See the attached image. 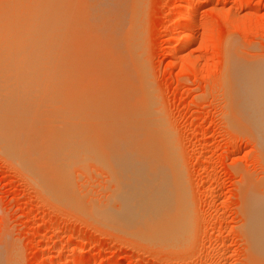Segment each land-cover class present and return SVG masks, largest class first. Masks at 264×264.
<instances>
[{
  "label": "rangeland",
  "instance_id": "1",
  "mask_svg": "<svg viewBox=\"0 0 264 264\" xmlns=\"http://www.w3.org/2000/svg\"><path fill=\"white\" fill-rule=\"evenodd\" d=\"M1 1H4L3 6L6 5V0H0V4ZM94 1L96 0H93L91 4H97ZM105 1L109 2V0ZM196 1L198 0H114V3L113 1L108 3L111 4L110 6L114 4L112 7L108 6L113 9L114 13L117 11V15L122 19H128L131 29L127 28L130 31L133 29L130 34L127 32V35H130L128 41L131 45L127 49L130 53L133 52L129 55L132 56L131 63L135 65L130 63V66L134 67L135 71L140 67L139 70L137 69L140 72L136 71V74L137 76L143 75V78L140 75L139 77L146 90L145 95L149 96L147 97V100L149 99L147 107L150 109L148 114L154 118L156 128L159 126V129H162L165 134H163V138L166 142H162L166 145L164 149L169 153L167 157L158 158L157 162L163 166L173 187L177 188L175 196L181 214L180 222H182L183 233L180 235L182 237L179 236L180 239L177 238L178 240L171 244H161L144 238L143 234L124 228L122 224L110 221L112 218L109 215L113 212V206L118 205L113 192L115 188L112 180L114 168L112 169L107 161L88 152L85 144L83 145L86 146L84 148L87 152L83 147H79L81 149L79 151L77 144L74 149L77 137V141H79L85 135L86 137L93 135L92 131L96 129V125L91 128L90 122L101 123L103 121L100 120L103 112H100L99 105L107 101V98L97 84L94 87L93 81H87L83 84L85 87L80 88L86 78L83 75L88 76L89 68L88 71H85L88 67L87 61L84 56L82 58L80 55V49H77L79 48L77 38L83 32L78 33V36L74 33L77 27L79 29L77 32L83 28L69 19L71 22L68 24L69 26L66 25L64 30L61 29V31L63 30L62 34L65 35L64 38L63 35L61 38L65 40L66 49L63 50L64 46L60 44L61 51L58 54H63V61L64 58L69 60L68 69L71 68V71H74L73 76H69V79L65 77L66 65L63 61L60 63L61 58L57 65L46 64L45 66L51 71L58 72V76H55L56 80L50 79L52 83L50 88H47L49 85H45L50 83L49 79L45 81L42 75H38L37 78L33 77L32 83L27 79L29 76L26 77V80L21 78V81L18 78L16 89H9L12 93L16 91V94L8 98L11 92L9 91L10 93L7 95L9 84L6 82L9 83L12 79L9 78V81L6 79L5 84L4 79L3 82L0 81L3 84L0 85V91L6 89V94L2 95L3 91L0 92V96L4 98V95H7L4 101L0 100V118H3L0 119V126H2L1 123L3 125L10 124L5 122L8 118L12 125V122L15 124L16 121L24 120L27 116L30 117L29 115L35 114V117L40 115L41 104L36 112L25 114L26 109H36L37 106L34 108L33 106L37 105V101L40 99L39 103L47 100L45 108L43 106L44 110L46 107L54 109L50 111L52 115H49V117H53V123L51 120L43 121L46 124L45 126L39 125L40 130L42 128L45 132V129L48 128L46 132L51 130L49 134L54 133L53 135L57 136L55 132H60L59 129L65 126L68 134L74 132L77 135L73 136L74 140L70 135V139L63 146L66 151H69L67 152L69 154L64 155L61 152V154L63 153L62 165L60 163L59 171L54 174L55 176L62 174L63 186L61 185V188H58L59 183H57L58 186H55L50 183L51 179L48 181L47 177L50 174H47V177H44L45 174L43 176L41 174V178L35 172V167H31L30 163L32 162L24 161V157L22 159L25 152H20L21 155L23 154L21 156L19 152L17 155L18 153L14 151V155L6 147H3L5 143L0 140L2 142L0 145H3L0 147V150L3 149L0 151V264H250L246 260L244 237L241 235L242 230L240 231L244 210V200L242 202V199L247 194L249 200L254 197L264 199V159L254 131L250 128L246 118L243 120L247 121L248 125L243 123L241 116L244 114L239 115L241 113L239 108L234 107L232 92L236 82L253 71L260 73L261 77L251 84L262 87L264 90V0H203L199 2V5ZM106 3L104 4L106 5ZM117 3L120 4L117 6ZM83 6H88V4H83ZM83 6L80 5L79 8H84ZM185 6L192 9L190 8L188 14L189 22L186 21L183 24L180 13ZM110 8L108 10L112 12ZM85 9L79 10L84 11ZM79 10H76V13ZM120 10L121 12L125 10L124 12L129 15L126 16L125 13L122 15ZM82 11L80 14L85 12ZM110 11H108L109 14ZM124 15L126 18H123ZM68 27L72 28L69 30ZM132 32H134V36ZM52 33L48 32L47 35ZM182 34L187 39H180L179 35ZM132 39L136 44L130 42ZM67 41L70 42L68 45ZM64 51H66V55H64ZM55 53L54 47V51L50 54L52 56ZM4 61L6 62L3 63ZM4 61L3 64L10 62L7 59ZM78 63L82 64L81 67L77 65ZM19 64L10 62L3 68L1 64L0 76L1 73L9 72V69L10 72L16 71L13 66L17 67ZM20 66L22 65L17 67L19 75L24 69L23 67L21 69ZM23 66L26 67L25 64ZM84 66L86 67L83 68ZM74 67L75 69H72ZM80 68L82 69L79 70ZM93 70L92 73L99 74L98 68L95 67ZM136 74L134 72V75ZM22 75H26V73L24 72ZM7 76L6 73L3 77ZM39 76L40 81L35 83L34 81ZM27 81L31 84L29 89L26 88L30 91L31 96L23 93L26 89L22 87L26 85ZM44 81V85L47 87L41 85L44 87L40 89L42 93L44 92L42 94L38 91L40 85H37ZM55 81L56 84H54ZM12 83L14 84L12 87L16 85L14 80ZM33 83L36 84V88L38 87L33 92L34 95L31 93L35 89L31 88ZM19 84L23 89L20 92ZM5 85L7 87L4 89ZM52 85L53 87H51ZM97 87L99 88L95 91L96 95L92 96L90 89ZM1 88L3 89L1 90ZM57 89L59 91H56ZM27 90L25 92H29ZM104 91L106 92V90ZM38 92H40L39 99L35 101L36 98L35 102L32 101ZM18 94L20 97L16 98L15 96ZM22 95H26L27 98L25 99V96ZM49 96H51L50 99ZM102 96L105 97L102 98ZM30 97H32L31 100ZM82 97H87L85 101L89 98V101H92L88 106L90 107L88 111L86 106H84L85 108L81 107L82 110L79 107L85 102H79V98L82 99ZM74 98H77V101ZM96 98L99 99L97 107ZM25 100H28L29 103L32 101L30 104L32 107L27 108L29 104L28 101L23 103ZM14 102L17 105L21 104L16 106ZM93 102L94 104H92ZM53 106L56 107L53 108ZM91 106L100 113L93 114L92 111L90 115L88 112L92 109ZM20 107L25 109L20 111ZM66 108L68 109L66 110ZM83 109H86V112ZM44 110H41V114H44ZM57 110L60 111L57 112ZM3 111L4 116L10 113L8 118L1 116ZM22 111L25 113L20 116ZM45 111L46 114L50 113L49 110ZM96 114L100 116L96 117ZM15 117L17 119L13 121ZM38 117L42 118L43 115ZM49 117H45L46 120ZM57 117L60 121L54 120ZM109 117L107 116L106 119ZM70 118L71 122H64L65 120L70 121ZM34 119L21 121L20 124L26 125L29 129H36L35 132L40 131L39 128L34 127L35 124L31 126ZM97 119L100 121L95 122L94 120ZM75 120H79V122ZM81 121L84 124L80 123ZM54 122L62 124L61 127H57L58 124L52 126V124L55 125ZM72 122L75 124L73 125ZM39 123H41L40 120ZM47 123H49L48 127ZM69 125L71 127L67 128ZM77 126L80 127L79 132L82 133L78 132ZM83 126L84 128H81ZM51 127H57L58 131L55 128L49 129ZM97 129L98 131H95L101 134L106 131V129L99 131V129H103L100 126ZM28 130L26 132L27 134L30 132L28 139L37 141L41 133L35 134L31 132L32 130ZM54 130L55 132H53ZM64 131L65 128L62 129L63 134ZM160 132L162 133V131ZM63 136L60 134V139L65 137ZM23 137L26 138L25 133ZM59 137H54L55 140H52V143L48 142V146L51 145L48 147V153H52L50 148L53 143L59 141L57 140ZM70 141H74L72 146L69 144ZM67 144L69 145L66 147ZM59 151H63V149ZM66 151L64 150V152ZM9 152H11L10 155H8ZM54 152L56 153L54 156L58 158L59 152ZM27 158L30 159V157ZM59 159L61 160V158ZM134 160L129 161L131 164H136L138 160ZM53 162L59 163L58 160H52ZM148 162L151 165L155 160L149 159ZM43 166L42 168L45 167ZM59 175L57 176L59 177ZM43 177L48 182L44 181ZM39 179L41 181L38 182ZM59 179L57 178V182L61 180ZM248 198L246 201H249Z\"/></svg>",
  "mask_w": 264,
  "mask_h": 264
},
{
  "label": "bare ground",
  "instance_id": "2",
  "mask_svg": "<svg viewBox=\"0 0 264 264\" xmlns=\"http://www.w3.org/2000/svg\"><path fill=\"white\" fill-rule=\"evenodd\" d=\"M63 1H64V3H63ZM89 1L88 0H6V3H5L6 5H4V6H3L4 1H1V4H0L1 7L0 8L3 7V9H0V62L2 64V68L4 65L6 66V64H9L10 62L13 64H16V65L18 63H20L22 65L20 67H21V69H22V67L24 68L23 70L26 73V75H22V73L24 74L23 70H22V72H20L21 73L20 75L17 73V70L19 69L17 67H19V65H20L19 64L17 67H16V65L13 66L14 68L11 66L16 71L13 72V70H12L10 72V69H9V72H4V74L1 73V76H0L1 80L0 81H2L4 79L3 81L5 84L6 79H8V81H9V78L12 79V80L10 79L11 82L10 81H9V83L6 82L7 84H9L8 87H7V85H5V87H4V89L7 87V90H8L7 95L11 92L10 91L11 89H16L18 78H20V81L22 79L26 80L27 76L30 77V78L28 77L27 79H29V82L32 83V80H34L33 77L37 78L38 75H42V77H44L45 81H46V79H49L48 82H50V83L49 84L46 83L45 85H49L48 87L47 86L46 87L50 88V84H52L50 79H52V81H53V79H55V76H58V72H54V70L51 71V70H49V68L48 69L45 68V66H46V64L57 65L59 62V59H61V58H62V60L60 63H62L63 54H61V55H60V53L58 54V52L61 51V49H59L60 44H63V46H64L63 50L66 49L65 40L63 39L65 35H63L62 32H63L64 27L66 25L70 24L71 22L76 23L78 26L80 25L79 27L83 28L82 29L83 31L81 30V31L77 32L79 29L76 25L77 29H76V32L74 34L78 36L79 35L78 33L83 32L82 35L80 34L79 38H77V40H78L77 44L79 47L77 49L78 50L80 49L79 50L80 55L82 56V58L84 56V58L87 61L88 67L85 69V71L89 68L88 76L83 75V76H86V78L83 80L82 84L80 85V88L85 87L83 84L87 83V81H89V82L93 81L95 83L94 87L97 84V86H99L100 88L97 87L96 89H93V88L90 89L91 95L93 96L95 94V91H97L99 88L100 90L102 89L103 94H105V96H106V97L105 96L104 97L107 98V101H105L104 103L99 105L100 112L101 111L103 112V113L101 112L102 113L101 116L97 115L100 112H98V111H97L98 113L96 112V110L94 109L95 108L94 105H93L94 108H92V106H91L92 109L88 113L91 115L92 111H93V114L97 113L96 114L97 116L95 115L96 117L100 116L101 118L104 114L107 115L108 117L110 116L109 119L107 118L108 119L107 120L106 119L107 116L105 117V115H104L103 119L100 118V120H103L101 123H91L90 122L89 126L90 127L92 126L91 128H93V126L96 125L97 126V127L95 126L96 131H98L97 128L99 126L103 127V129H99V131H103L106 129L105 133L103 132L101 134L100 132H96L95 130H93L92 131L93 135L87 136V137L85 135L84 137H86V138H84V137H83V139L79 138L80 140L77 141L78 137L76 139L74 138L77 135L74 132H69V134H68V131L66 130L65 126H63L62 128L59 129L60 132H57V133L55 132V130L58 131L57 127L58 126L61 127V125H62V124H59V122H56V123L54 122L55 125L52 124V126H56L58 124L57 127L49 128V129L55 128V130L53 132H55V134H57V136L53 135L54 133L49 134V132L51 130L46 132L48 129L47 127H48L49 123H47V125H46L47 127H45V128H47V129H45L46 131L44 130L45 132H43L42 128L40 130L39 125L42 124V126H45V124H46L45 122L50 121V120L52 122L53 117L50 116L51 117L50 118L49 115H52V113L50 111L54 110L52 108L50 109V107H46L45 110H49V112L51 113V114L50 113L46 114V111L44 110V108H45L44 105H46L45 103H47L46 102L47 100H43L42 101L43 103H39L40 99L38 98V95L41 92L40 89L45 87V85H44L45 81H44V82H42V84L38 83V85H37V86L40 85L39 88L37 87L38 91H40V92H38L37 96H35V98L33 97V99H32V97L29 98L30 100L32 99V101H34L36 98L37 99L35 101H37L39 99L37 101V105L34 103L35 105L33 106V108L37 106L36 109L30 108L31 111H29L30 109H28V110L26 109V113H25V111H22L23 113L20 114V116H21V115H24V113L28 114L27 112H33V111L36 112V110H38L39 104H41L42 109L44 110V114H41V112H42L41 111L42 109H41L40 113L38 112L40 114L38 116L43 115V117L42 118L38 117V116L35 117L34 116L35 114H33V115H29L30 117L31 116H33V117L30 118L27 116L25 119L23 117L24 120L21 119L20 121H16L15 124H14V122H12L13 124L11 125V122L8 121V120H10L8 118L10 113L8 115L6 113L7 116H4L5 115L4 111H6V110H4L2 112L4 114L2 115V113H1V116H4V118L7 117L8 120L5 122H8L10 124L3 125V123H1L2 126H0V140L2 142H4L5 144H3L4 146L1 144L0 147H2V146L6 147L7 150L12 152V154H14L13 153L14 151L17 153L18 152L19 153L25 152L24 156H22L23 154L21 155V153H20V155L22 156V159L24 157L25 158V159H23L24 161L26 160V161L32 162V163H30L31 167H33V168L35 167L34 168L35 172H37L41 178L44 174H45L44 177H47V174H50V176L47 177V179L49 178L48 181L51 179L50 183L55 184V186L57 185V183H59V186L58 185L57 186H58V188H61L63 186L62 185L63 180L61 179L62 174H60V175L57 174V175H59V177L57 175L55 176L54 174L59 171L58 166L60 165V163L62 165V162H61L62 161V154L63 153H64V155L69 154V153H67L69 151H66V149H64L63 146H65L67 140L70 139V137H69L70 135H72L71 137L74 136L72 138V140L75 139V141L77 143L74 141H70V143H69L72 146V144L74 142V149H76L75 144H77L76 146H78V148L79 147L84 148V146L87 145L88 152H90L92 155L97 156L101 160L103 159L104 161H107L108 165L112 169L114 168L113 169L114 175H112V174L111 175L114 176L112 179L114 181L113 183L115 185L113 192L115 193V200H116L118 205L113 206V212L109 215V217L112 218L110 221L113 223L119 224V225L122 224L124 226V228L131 229L135 233L143 234L144 238H148L150 240L157 241L161 244H171V242H173L175 240L177 241L178 239H180L178 237L179 236L182 237V235H180V234L183 233L182 232L183 228L181 229V227H183V226H181L182 222H180V215L181 214L179 211V207L176 204V196L175 195H177V192H176L177 188L173 187V185L171 184V179L169 177L167 178V176L164 172L165 170H163L164 169L163 166L157 162L158 158L163 157V156L167 157V155L169 153L168 151H166V149H164L166 147V145H165V143L162 142V141L166 142L165 138H163L164 132L162 129H159L158 125H157L158 127L156 128L154 118L148 114V113H150L149 112L150 109H148V107H147L149 105V104L147 105V103L149 102L148 101L149 99L147 100V97H149V96L145 95L146 90L143 88V84L140 81L141 80L139 77L140 74L138 76L136 74V71L138 73L140 72V71H138L140 67L136 68V71H135L134 70L135 68L134 67L132 68L130 66L133 63H131V57L132 56H130L129 54H132L133 52L130 53V51H128L129 49H127L128 46L130 45V43L128 41L130 38V35H127V32H129V34H130V32L133 29L131 31L129 30L130 24L128 25V22H129L128 19H126L128 21H127V23H125L126 20L119 17V15H117V13H116L117 11L114 13L113 9L110 8V7L114 6V4H112V6H110L111 4L109 5L108 3H112V1L114 3V0H112V1L109 0V2H107L105 0L104 1L103 0L94 1L97 4H91L93 2V0H89ZM201 1H203V0H198L196 2L199 5V2H201ZM104 3H106L107 6ZM83 4L84 5L88 4V6L84 7ZM119 4L117 3V6ZM80 5H82L84 8H79ZM186 7L187 6L183 7V10H181L182 12L180 13L181 18H182L181 23H183V24H185L186 21L189 22L188 21V19H189L188 14H189L190 10L192 9L191 7H190L191 9L188 7H187L188 8L187 9ZM108 8L112 9V12L110 10H108ZM79 9H85L84 10L85 12L81 10L84 13L80 14L81 11ZM76 10L80 11V12L79 11L77 12L79 14L76 13ZM121 10H120V12H121ZM108 11H110V14L108 13ZM124 11L125 10H123V12H121L122 15L125 13V15L127 16L128 13L124 12ZM111 14H113L115 16H113ZM125 15L123 16V18L124 17L126 18ZM69 19L71 20V22L69 21ZM72 25H74V24H72ZM127 27H129V28H127ZM71 28L72 27H70L69 30ZM61 29H63V30L61 31ZM86 29H87V31H86ZM126 30H128V31H126ZM48 32L49 33L53 32V33L51 35H47ZM70 34H72V33H70ZM83 34H85V35H83ZM132 34L134 36V32H132ZM61 36L63 38H61ZM127 36H128V39L126 40ZM179 37H180V39L181 38L187 39V38H185L184 34H182L181 36L179 35ZM67 40H69V38H67ZM130 42H133V39L130 40ZM66 43L68 45L70 42L68 43V41H67ZM133 43L136 44L135 42H133ZM133 43H131L132 46H133ZM75 46H77V45H75ZM54 47H55L56 53L51 56L50 52L54 51ZM132 49H134V48H132ZM130 50H131V48H130ZM73 51H74V49H73ZM65 52L66 51L63 52L64 55H66ZM134 55H136V54H134ZM67 56H68V53H67ZM6 59L9 60L10 62L3 64L6 62V61H4ZM64 59L65 60L63 62L66 65V70L64 71V75H65V77H67L69 79L70 78L69 76H73L74 71L72 72L71 68L68 69V67L70 66L68 63L69 60L67 59L68 60L67 61L66 58H64ZM136 61H137V59H136ZM23 64H25L26 67L23 66ZM77 65H79V63ZM81 65L82 64H80L79 66L81 67ZM85 67L86 66H84L83 68H85ZM95 67L99 69V74H97L95 72L92 73V70ZM136 67H138V66H136ZM2 68H1V70L3 71ZM15 68H17V69H15ZM72 69H75V67ZM81 69L82 68H80L79 70H81ZM68 70H69V72H67ZM12 72H13V74H10ZM79 72H81V71H79ZM82 72H84V71L82 70ZM134 72L136 75H134ZM6 73L8 74V76L3 77L6 75ZM14 74H16V75H14ZM141 74H142V72H141ZM18 75H19V77H18ZM140 76L143 78V75H140ZM244 77L245 78L242 77L241 79H239L238 82H236V84L233 87V92H232L233 96H234L233 97V104H234V107H236V109L239 108V110L241 112V113L238 112L239 115L244 114L241 116V117H243L242 120L244 118H246L250 128H252V130L254 131L256 138L258 140V144L260 146V151H261L262 157L264 159V90L262 89V87H259V86L257 87L256 85L251 84L253 81L255 82L256 80H258L261 76H260V73H258L257 71H253L250 75L244 76ZM39 78H40V76L34 82L37 83ZM233 78H234V75H233ZM13 80H14L16 85L12 87V85H14L12 83ZM20 81H19V83H20ZM57 81H59V80L57 79ZM29 82L27 81V83H29ZM27 83H26V85H28V86H26L24 83V85L26 87L23 85L24 87H22V88L29 89L31 84L29 83L30 84L29 85ZM35 83H33V86L31 87V88H33V87L35 88L31 92L33 95L35 94L33 92H35V90L37 89L35 86L36 85ZM54 84H56V81ZM0 85H3V84L0 83ZM10 85H11V88H9ZM41 85H44V87ZM53 85L51 87H53ZM140 85H141V88H140ZM230 86H232V85H230ZM19 87L18 88H19V92H20V90L22 89L21 85ZM2 89L3 88H1V90ZM5 90L0 91L1 93L4 91L2 93V95L6 94ZM104 90H106V92ZM25 91L23 92L24 94L26 93L27 96H31L29 94L30 93L29 90H27L29 92H25ZM56 91H59V90L57 89ZM64 92H65V89H64ZM10 94H9L8 98L10 96H12L13 94L15 95L16 91L14 93H12L11 95ZM53 94H51V95H53ZM7 95L6 96L4 95V98L5 97L7 98ZM18 96L20 97L19 94L15 97L18 98ZM22 96H25V99L27 98L26 95H22ZM50 97L51 96H49V99H50ZM104 97L102 96V98H104ZM1 98H0V100H3V101L6 99V98L5 99L4 98L1 99ZM43 99H44V97H43ZM76 99L77 98H74V100H76ZM86 99H87V97L86 98L82 97V99L79 98V102L80 101L83 102ZM89 99L87 100L88 102L85 101L83 104H80V106L77 103L78 106L80 108L81 107L85 108L84 106H86L87 111H88V109H90V107H88V106L92 102V101H89ZM74 100H73V102H75ZM98 100H97V98L95 100L96 101V107H97V104L99 102ZM11 101L13 102V100H11ZM27 101L25 100V101H23V103L27 102ZM32 101H30V103L28 101V104H29L28 106H27V103H25V106H27V108L32 107V105H30L32 103ZM6 102H4V103H6ZM94 102L92 104H94ZM20 104L21 103H18V105L16 104V106H19ZM70 104H71V102H70ZM14 105L12 107L13 109H14ZM47 105H49V104H47ZM52 105H54V104H52ZM64 105H65V103H64ZM43 106H44V108H43ZM8 107H9V105H8ZM8 107H6V108H8ZM21 107H23V105H21ZM21 107H20V111L22 109ZM40 107H39V109H40ZM55 107L56 106H53V108H55ZM73 107H75V106L73 105ZM68 108H66V110ZM1 109H3V107H1ZM18 109H19V107H18ZM24 109L25 108H23L22 110H24ZM93 109L95 110V112ZM61 110H62V108H61ZM66 110H64V111H66ZM77 110L79 111L80 109L78 108ZM81 110H82V108H81ZM17 111L19 112V110H17ZM58 111H60V110H57V112ZM83 111L86 112V109L85 110L83 109ZM236 111H238V110H236ZM233 113H235V112H233ZM113 116H116V117L114 118ZM34 117H35V119H34ZM45 117H49L48 120H46ZM59 117H61V115H59ZM59 117L54 118V120L58 119ZM94 117H92V118H94ZM11 118H13V117H11ZM20 118H22V117H20ZM0 119H3V118H0ZM16 119L17 118L15 117V119L13 121H15ZM29 119L35 120V121H33L34 123L31 124L30 121H29V123L31 124V126H33V124H35L34 127L36 126L35 128H39L40 131L37 130L35 132L36 129L35 130L33 128L29 129V127H27L26 125L20 124V123L24 122L25 120H29ZM39 120L41 123H39ZM69 120L70 121L65 120L64 122L67 123V122L72 121L71 118ZM100 120L97 119L94 121L97 122ZM43 121H45V122H43ZM75 121L79 122V120H75ZM82 121L80 123H82ZM247 121H244L243 123L245 125H248L246 123ZM84 123H82V124H84ZM74 124L75 123H73V125ZM50 126H51V124H50ZM249 126H247V127H249ZM69 127H71V125L67 126V128H69ZM64 128H65L66 133L64 131V134H63L62 129L64 130ZM76 128H78V132H79L80 127L77 126ZM81 128H84V126ZM27 130L28 131L32 130L31 132L32 133L34 132L35 134H37V132H39L38 134L41 133L38 140L35 141V140H32L31 138L28 139V137H29L28 134L30 132L27 134L26 133ZM83 130H85V129H83ZM159 130L162 131V133ZM22 133L23 134L25 133L26 138L23 137ZM70 133H72V134H70ZM79 133H82V132H79ZM60 134L64 135L65 137L68 136L69 138L67 139L63 136L66 140L64 138L60 139V137H59ZM52 137H53V139H52ZM54 137L55 138L59 137V139H57L59 141H56L55 143H53L54 147L52 146V148H50L52 150V153L51 152L48 153V151H49L48 147L51 146V145L48 146V142L52 143V140L53 141L55 140ZM89 138H91V139H89ZM162 139H164V140H162ZM2 142H0V143H2ZM41 144H42V146H41ZM69 144H67L66 147ZM79 144H81V145H79ZM83 144H85V145H83ZM83 148H82V150H84L86 148V146L84 149ZM62 149H63V151H59ZM1 150H3V149H1ZM4 150H6V149H4ZM64 150L66 152H64ZM80 150L81 149L79 148V151ZM54 151L59 152L58 155L59 154L60 155L58 156V158H57V156H54V154H56ZM77 151H78V149H77ZM6 152H8V151H6ZM11 152H9L8 155H10ZM61 152H63V153L61 154ZM85 152H87L86 149H85ZM19 153L17 155H19ZM65 153H67V154H65ZM80 154H82V152ZM85 155H87V154H85ZM26 157H30V159H28V158L26 159ZM59 158H61V160ZM93 158H95V157H93ZM133 159H135L136 161L138 160L139 162L137 161L136 164H131V162L129 160H133ZM149 159H153V160H155V162L151 163V165H150V163L148 162ZM14 160H15V158H14ZM17 160H19L18 157H17ZM17 160H15V161L17 162ZM52 160L53 161L58 160L59 163L55 164L53 162L54 163L53 164ZM20 161H18V162H20ZM162 161H164V160H162ZM42 166L44 168H42ZM26 169H28V168H26ZM26 169H25V171H27ZM28 171H29V169H28ZM41 174H42V176H41ZM52 174H53V176H52ZM54 176H55V178H54ZM44 177H43V179H44V181H46ZM57 178L58 179L60 178L61 180L59 179L60 181L58 180L59 182H57ZM53 179L54 180L56 179V180L52 181ZM39 181H41V179H39L38 182ZM48 181H46V182H48ZM60 182H61V184H60ZM40 183H42V182H40ZM44 184H45V182H44ZM53 188H56V187H53ZM58 188H57V190H59ZM58 193H59V191H58ZM249 197H250V195H249ZM252 197H254V196H252ZM247 198H248V194L246 197H244L242 199V202L244 200V202H243L244 203V210L242 212L243 213V215H242L243 216V224H242V227L240 229V231L242 230L241 235H243L244 242H245V247H244L245 251L244 252H245L246 260L250 264H264V199L254 197L250 200L248 198L249 201H246Z\"/></svg>",
  "mask_w": 264,
  "mask_h": 264
}]
</instances>
